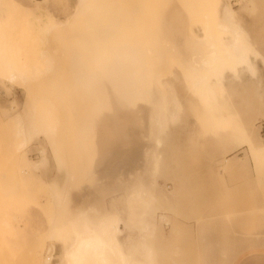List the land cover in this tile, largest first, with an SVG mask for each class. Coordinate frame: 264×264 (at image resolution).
<instances>
[{"label": "rangeland", "instance_id": "1", "mask_svg": "<svg viewBox=\"0 0 264 264\" xmlns=\"http://www.w3.org/2000/svg\"><path fill=\"white\" fill-rule=\"evenodd\" d=\"M35 3V0H0V247L6 246V248H10L11 253L24 255L28 249L33 248L39 253L38 247L43 244V256H51V263L57 264L61 244L69 243L72 233L70 232L71 228L66 226L68 227H65L66 232L69 231V233L66 235L64 232L63 239L51 237V229L55 223L61 221L62 224L67 225L69 219H74L75 229L77 227L79 229L84 218L94 221L103 213H115L120 219L118 220L119 229L116 236L122 249L127 253H133L136 247L137 252L135 250L133 254L137 257L136 259L139 258V249L136 246L139 231L134 226L125 224V216H127V209L123 200L125 191L122 190L119 181L117 182L115 178L119 173L114 176L115 181H112L113 178L110 177L111 179L108 178L107 180L109 184L106 182L102 186L106 188L105 192H100L101 189L98 187H87L81 190L79 184L77 182L75 184L76 175L78 176L79 173L77 171L79 170L78 165L74 161L71 165L68 160L66 161L68 152L65 145L71 140L62 141L63 138H67L65 126L72 117L74 123H70L71 125L74 124L73 131L76 139L79 131L80 137L85 133L82 131L84 125L81 124L80 120L79 122L77 120L79 116L76 113L74 101L70 103L67 99L70 78L64 73L68 69L66 67L70 65L71 58L68 57L70 49H77V46L81 45L82 39L84 44L88 40L98 43L97 40L111 39L119 40L117 43L125 50L124 52H128L132 45H136L138 48L141 45L142 55L141 60L138 59L140 60L138 63L128 67L129 69L126 68L127 70L124 69L126 72L130 71L128 78H126L128 84L126 83L125 86L127 93L131 94H129L131 99H127V102L124 101L125 103L122 102L126 106L128 104V108L126 107L128 111L123 106L124 104L119 106L121 110L116 106L114 111L117 117L112 115L110 119V123L118 125L117 128L122 125V129H126L122 131L119 128L120 134L126 132L122 135L130 138L132 127H134L132 130L135 133L144 127L146 129L148 125L146 111L150 109L156 111L159 107V110L161 109V100L157 98L159 93L156 91H163L168 98L164 100L165 106L162 105L163 108L165 107L164 116L161 114V117L165 118L164 129L158 130L159 136L163 140V144L159 148V152L162 153V164L155 180L158 184L156 191L165 190V194H162L157 201L162 208H165L166 211L163 210L168 216L169 222L168 224L162 222L160 237L165 240L167 236L172 243L168 244L174 245L173 257L175 258H172L173 261H170L168 257L158 258L162 251L158 255L156 252L158 247H156L153 249L158 255L156 264H196V258L199 259L201 252L205 251L204 248L208 254L207 264L215 262L219 264L224 258L222 256L223 251L227 252V258L230 259L228 264H232L242 252L255 248L264 249V157H252L253 159L250 157L249 164L239 165L238 169H235L236 171L224 172L220 167L222 157L228 159L233 156V158L238 159L245 156L246 146L239 145L238 139L233 138L236 134L234 129L237 125L243 124L245 119L251 118V115L253 118L250 120L252 123L254 122L257 132L264 139V132H260L259 126L264 120V116L258 111L259 109L253 101L254 98H250L251 95L245 93L242 89L243 85L240 84L237 85L240 89L237 91L236 98L232 100L231 105H228V111L232 113L235 119L232 124V131L229 130L228 126L221 128L210 122L207 115L206 117L205 114L200 113L202 111L197 102L191 100L195 91L185 81L184 75H188V68L183 60L185 58L183 50H185L186 53L193 56H191L192 58H196L195 60L202 61L207 56L210 43L202 42L200 44V39L215 35L221 40L218 55L220 54L222 58H215L208 68L201 67L199 74L211 71L209 76L212 80L215 77L212 71L220 68L224 70L222 73L224 83L232 76H237L240 82L259 78L262 79L264 88V0H191V2L190 0H47L42 2L43 7H39ZM225 3L234 10V17L219 11L220 6ZM79 5L80 10L79 8L76 9ZM81 6L83 11L86 10V14L81 11ZM81 13L88 17L82 16L81 18ZM175 15H178L176 18L180 20L179 23L183 27L182 33L184 32L182 40H177L178 42H176L172 27L175 22ZM84 18L87 20H83ZM171 20L173 21L171 22ZM62 24L64 28L60 27ZM55 25L59 29L47 35L46 29L52 31ZM161 25L167 29L160 27ZM159 31L161 32L159 33ZM171 34L173 35L171 36ZM167 36H170L171 39ZM79 37L82 39L79 40ZM140 40L142 44L139 42ZM198 40H200L199 44H195ZM186 44L188 45L186 46ZM48 55H52L54 58L52 69L44 74L38 73L44 67L46 59L49 60ZM195 55L199 57L197 58ZM142 61H145V64ZM93 66L96 67V62ZM141 66L142 69H140ZM147 66L153 74L151 77H154V74L155 76L158 75L157 83H151L145 90L138 91L140 88L142 90L144 85L143 76L148 75L146 74ZM13 70L18 72V76L14 81L15 83L12 82L10 85L7 75L9 71ZM53 77L54 82L51 80ZM136 80L138 85L140 84V88L135 83ZM66 84L68 85L67 88H65ZM133 84L137 89L134 88ZM129 87L131 88L129 89ZM148 91L150 95H148ZM152 91H155L154 94ZM137 92H142L144 97ZM139 95L142 96V99ZM33 96L38 98L37 101L34 99L37 105V113L50 109L51 104H48L45 98H49L58 110V122L55 125V127L57 126L56 135L58 137L50 132L33 134L23 151V155L30 161H36L42 155L48 158V164L46 163L45 166L36 169H30L28 165L20 164V160L16 163L13 162L10 154L14 148L13 141L15 142V113H22L23 118L28 121L29 102L32 101ZM151 96H155L157 102ZM135 99L137 102L134 103ZM129 100L132 102L129 103ZM189 100L191 104H189ZM156 105L158 106L156 107ZM178 106L180 107L176 109ZM73 107L75 108L73 109ZM122 108L126 111L123 110V112ZM170 109L172 111L175 109V114L178 115V118L174 120L175 122L166 120L170 115ZM116 110L119 112L118 114ZM67 111H71L69 113L72 117ZM130 112L132 113L130 114ZM259 112L260 115H258ZM119 114L123 115L121 117L125 120L118 118ZM247 114L250 116L246 118ZM113 116L116 120L113 119ZM140 117L142 118L140 120L142 121V128L136 126H140ZM120 119L126 123L124 124ZM119 120L123 124H120ZM145 122H147L146 125ZM154 123L150 129L151 132L155 131V135L146 133L150 136H146L147 139H152L153 136L157 135L158 126ZM78 125L81 126V130L80 128L78 130ZM129 127H131L129 129L130 134H128L127 129ZM133 131L131 137L135 136L136 139L138 134L139 137L144 135V133L135 135ZM53 146L59 148H57L58 151L65 159L61 165L53 156ZM81 150H85L83 151L84 154H81ZM86 150V148L81 149L79 147L77 151L79 155H85L87 159L92 157L97 165L101 164L103 157L107 156L106 152L90 154ZM84 161L82 160L83 165H81L82 167L85 166L82 168L85 172L89 165L86 161L90 163L91 160H86L85 163ZM92 163L94 162L92 161L89 166H93ZM113 164L117 168L122 165L121 161L118 160L107 169L115 168ZM104 165L106 164L104 163ZM71 166L73 170H76V173ZM147 166L148 164L139 170L140 174L142 171L147 174L142 172V175H137V179L142 182L145 181L146 184L153 180L150 178L149 171L144 170ZM60 168L61 171L59 172ZM88 172L89 169L85 173ZM72 173L74 174L72 175ZM72 179L75 180L74 183ZM53 180L58 181V184L52 188L53 190H50L48 186ZM117 185L119 186L117 187ZM82 191H85L83 193L86 194H83ZM90 208L96 210L95 216L89 213ZM81 210L88 214L81 216L79 214ZM181 211L183 215L179 214ZM148 216L152 217L149 218L150 221L155 220L153 214ZM176 221H178L177 225L175 224ZM179 226H182L183 229H180L181 232L177 237L176 232L179 230ZM158 230L159 225L157 232ZM168 244L165 245L167 248L163 247L162 249L160 248L161 244H159V249L168 250L171 248ZM52 245L54 246L53 251L50 249ZM156 245L158 246V243ZM176 246L177 248H175ZM177 250L178 252H176ZM183 252L184 255L186 254L185 256L182 254ZM195 255L198 256L195 257Z\"/></svg>", "mask_w": 264, "mask_h": 264}, {"label": "bare ground", "instance_id": "2", "mask_svg": "<svg viewBox=\"0 0 264 264\" xmlns=\"http://www.w3.org/2000/svg\"><path fill=\"white\" fill-rule=\"evenodd\" d=\"M43 1H47V0H35V2H36L35 4L38 5L39 7H43V5H42ZM190 2H191V0H190ZM190 5H191V3H190ZM79 7H80V5L76 9H78ZM219 9L218 10L221 13L223 11L228 16H231V17L235 16L234 10L226 3L222 4ZM79 10H80V8H79ZM81 11H83L82 6H81ZM85 11H83V12H85ZM179 11H178V15H179ZM210 12H209V14H210ZM85 14H86V12H85ZM178 15H175V17H174L175 22L173 23L174 25L172 26L173 27V34H175V36H176V42L181 41L183 38L182 34L184 35V32L182 33L183 27L179 23L180 20H178V18H176ZM82 16H83V13H81V18H82ZM83 17L87 18L88 16H83ZM86 18H84L83 20H87ZM181 18H182V16H181ZM189 18H190V16H189ZM79 19H80V16H79ZM79 19L77 21H79ZM77 21L75 19V22H77ZM172 21L173 20H171V22ZM168 22H169V20H168ZM168 22H166V23H168ZM56 26L57 25H55V28H53L52 31H50L49 29H46L47 35L55 32L57 29H59L58 26L57 27ZM61 26L63 27V24L60 25V27ZM84 27H86V26H84ZM89 27H87V28H89ZM160 27H163V26L161 25ZM172 27H170V28L172 29ZM163 28L167 29L165 27H163ZM67 30H68V28L66 29V31ZM164 31H166V30H164ZM154 32H157V31H154ZM154 32H151V33H154ZM160 32L161 31H159V33ZM99 33H100V31H99ZM170 33H172V32L170 31ZM170 33H168V34H170ZM173 34H171V36ZM100 35H101V33H100ZM151 35H153V34H151ZM100 37H102V36H100ZM105 38H107V37H105ZM78 39L80 40L82 38L79 37ZM170 39H171V37H170ZM84 40H86V39H84ZM200 40H201L200 44H202V42L203 43H205V42L210 43L209 48L207 49V53H206L207 56L202 61L201 60L200 61L195 60L196 58H192L193 57L192 55H191L192 56L191 57L189 55V53H186V51L183 50L184 51L183 53L185 55V58L183 60H184V63L186 64V66L188 68V71H187L188 75H184V78H185L187 85H189L195 91L194 92L195 95H193L191 97V100L192 101L195 100L197 102V105L200 107V110L202 111L200 113L205 114V116L207 115L208 117L207 116L206 117L209 119V121L217 124L218 127L222 128V127L228 126L229 130H231L233 127L232 124H233L235 119L232 116V113L230 111H228V105H231L232 100L234 98H236L237 91L240 89V87L237 85L241 84V85H243L242 89L245 91V93H248L249 96L251 95L250 98H252V97L254 98L253 101H254V103H256V106L258 107L257 108V109H259L258 111H260L262 113V115L264 116V88H263L262 79L258 78L255 80H248L246 82H242V81L240 82V81H238L239 79L237 78V76H232L228 79V81L226 83H224L223 79H222L223 78L222 73L224 70H221L220 68H216L215 70L212 71V73L214 72V74H215V77L212 80H210V76H209L211 71L203 73V74H199V69L201 67L208 68L211 65V62L215 58H222V56L220 54L218 55V51L220 49V42H221V40L219 38H217L214 35L210 38H201ZM200 40H198V42L196 41L195 44H197V43L199 44ZM82 42H83V39L81 41V45L77 46V49L76 48L70 49V54H68V57L71 58V61L69 62L70 65L66 67L68 69L64 73V75L66 74L67 77L70 78L69 79L70 80V86L68 87V85L66 84L67 86L65 87V88L68 87L67 88L68 89L67 99L69 100L70 103H73V101H74V103H75L74 105H75L76 111H77L76 113L79 116V117H77L78 119L76 117L75 118L78 120V122L80 120L81 124L84 125L83 126L79 123L81 126H83L82 128H84V129H82L81 126L78 125L79 126L78 130L80 128V130L82 129V131L85 133L82 134L80 137L79 135L81 133H80V131L78 132V130H77L78 133L77 132L76 133L78 134V136L76 139V137L74 135L75 132L73 131L74 130V128H73L74 124L71 125V123H70V122H73L72 121L73 117L69 113L71 111H67L68 114L70 115V117H72V119H70L65 126V136L67 138H63V140H62L63 142H67L69 139L71 140L70 143H68V144L65 143V144H67V145H65L66 146L65 149L67 148V152H68V157L66 158V161L68 160V163H70V165H71V163L73 164V161L78 165V167H79L78 168L79 170H77V171H79L78 176L76 175V179H75L76 181L73 180L74 178L72 180H73V183L75 181V184H76V182H77V184H79V188H81V190H84V188H87V187H89V188L90 187L91 188L92 187H94V188L98 187L99 189H101L100 192H105L106 188H104L102 186L107 182L108 178H110V177L113 178V179L110 178L112 181L116 178V181L117 182L119 181V185L122 187V190L125 191V192L123 191L125 193V198H123V200L125 202L126 209H127V213H126L127 216H125V218H126L125 224L132 226V227L134 226L135 228H137L136 230L139 231V233H138L139 238H138V241L136 244V246L139 249V252H138L139 258L136 259L137 257L134 256V254H133L135 250H136L135 252H137L136 247H135V250L133 251V253L132 252L127 253L124 251V249H122L121 244L119 243L117 236H116V233L119 229L118 220H120L119 218H117V214H115V213H113V214L103 213L100 216H98V218L96 217V219L94 221H92V219L89 220V219H85V218L83 220V218H82L83 221L79 220L82 222L80 224L79 229H78V227H77V229H75L74 219H69L67 221V225L62 224L61 221H59V222L55 223L54 226H52L51 237H55L56 239L61 240L62 236L64 235V232L67 231L66 228H68V227H66V226H69V228H71L70 232L72 233L70 242L67 244H65V243L61 244V251H60V254L58 255L59 262L57 261L58 262L57 264H156L157 263V257L159 254H161V251H162V254L159 255L158 258L164 259V257L165 258L168 257V258H170V261H171L172 258H175V257H173L174 245H172V246L169 245L171 242L168 240L167 236H166L165 240H163V237H160V232L162 231L161 230L162 229L161 228L162 222H164L166 224L169 223L168 219H167L168 216L164 212L165 208H162L161 204L160 205L158 204V201L161 198L160 196L162 194H165V192H164L165 190L163 191V190L159 189V190H161V192H157L156 189H157L158 184L156 182L157 180H155V179H157L156 176L160 172L161 164H162V153L159 152V148L162 146L163 140L159 136L160 133H158V130L161 131L162 129H164V123H165L164 119L165 118L163 119L161 117V114H162V116H164L163 112H164L165 107L163 108L162 105L165 106L164 100L168 99V98H166L167 96H165L163 91H159V92L156 91L157 93H159V95H158V97L156 96L157 94L155 96L159 100H161L162 105H161L160 110H159V108H160L159 107L158 109H156V111H152L151 109H150L151 111L148 110L149 112L146 111L147 112L146 115H148L147 120H148L149 126L147 125L148 127L146 126V129L144 126H143L144 128H142L141 127L142 121H140V120H142V118L140 117L141 118V119H139L140 126L136 125V124L135 125L138 127H141L142 129H140L138 132L135 133L132 130L134 127H132L130 125L132 127V129H131V127L127 128L128 134H130L129 129H131L130 138H127L128 136H126V135L125 136L122 135L126 132L120 134L121 131L119 132V130L122 129V127H121L122 125H120V127H119L120 129H119V128H117L118 125L116 126L112 122L110 123V119L112 118L111 117L112 115L117 117L115 115L116 112L114 111V108H117L116 106L119 107L122 104V102L126 101L127 99H131V98H129L130 93L129 94L127 93L126 86H125L126 83L128 84V79H126V78H128L127 76H129L128 74H130V71L128 70V72H126L125 70H127L126 68H128L130 66H134L136 63H138V61L141 60L140 59V57L142 56L141 50H140L141 45L139 48L136 47V45L135 46L132 45V46H130V48L128 47L129 48V50L127 49L128 52H124L125 50L123 48H121L119 43H117V42H119V40L118 41L111 40V39L97 40L98 43H94V42L88 40L87 43H85V44H84V42L83 43ZM95 42H96V40H95ZM139 42L141 43V40ZM163 42H165V41H163ZM143 44H144V42H143ZM125 45H126V42H125ZM180 45H181V42H180ZM187 45L188 44H186V46ZM146 48H147V46H146ZM177 48H178V46H177ZM147 49L149 50V48H147ZM193 55H194V53H193ZM48 57H49V60L46 59L45 65L43 67L44 69L42 68L40 71H38V73L44 74L45 72H49L50 69H52V67L54 65V63H53L54 58L52 55H48ZM138 59H140V60H138ZM94 61L96 62V67L93 66V64L95 63ZM144 62L145 61H142V63H144ZM139 63H141V62H139ZM140 69H142V66ZM132 70H135V69L132 68ZM144 70H146V69H144ZM150 70L148 67V69L146 71V74H148V75L143 76L144 79L142 82L144 83V85L142 84L143 85L142 90L139 86L140 84L138 85L137 80H136L135 83H137V85L139 86V87L138 86L137 87L140 88L138 91L145 90L147 88V86L151 83H155V84L157 83L158 75L155 76V74H154V77H151V75H153V74H151ZM132 73L134 74V72H132ZM135 73H137V72H135ZM143 74H145V73H143ZM17 76H18V72L14 71V70L11 72L9 71V73L7 75V80L10 83V85L12 82L15 81ZM28 78H30V77H28ZM25 79H27V78H25ZM51 80H52V82H54V77L51 78ZM129 82H131V81H129ZM133 86H135V85L133 84ZM190 87H188V88H190ZM127 88H128V86H127ZM130 88L131 87H129V89ZM134 88L137 89L136 86ZM155 89L157 90V88H155ZM148 90L150 91V88ZM154 92L155 91H152V94H154ZM137 93H140V92H137ZM167 93H169V92H167ZM132 95L134 96V94H132ZM141 95H139V96H141ZM148 95H150V92ZM142 96H141V99H142ZM155 96H151V98L156 101ZM153 97H155V98H153ZM34 99H35V101H37L38 98H36V96L35 97L33 96L32 101L30 100V102H29L30 109H29V113L27 115L28 121H27V119L25 120L23 118L22 113H20V112L15 113L16 114L15 120H14L15 126L13 125L15 127V129H14L15 142L13 141L14 148L12 150L14 153L13 152L10 153L11 159L13 162L16 163V162H19V160H20V164H26V165H28V167L30 169H36V168L45 166L46 163L48 162L47 161L48 158L44 155H42L41 158L36 160V161H30L29 158H26L23 155V151L27 147L29 140L32 137V135L38 134L40 132H44V133L50 132L55 137H58V135H56L57 134V126L55 127L56 122H58V110L52 104V101L49 98H45V101L48 104H51L50 109L48 111H41V112L37 113V105H36V102L34 101ZM138 99H139V97H138ZM130 101L131 100H129V103H130ZM135 102H137L136 99H135L134 103ZM176 104H178L177 101H176ZM189 104H191V101ZM86 105H87V108H85ZM133 105H135V104H133ZM123 106L125 108L126 107L128 108V104H127V106L125 104ZM157 106L158 105H156V107ZM75 107H73V109ZM179 107L180 106L176 107V109H178ZM127 108H126V110H127ZM118 109L121 110V107H119ZM171 109H172V107H171ZM123 110H124V108H122V111ZM126 110H124V111H126ZM158 110L161 113L159 112V114H158ZM166 111H167V108H166ZM175 111H176L175 109H174V111H172V113H170L168 111L170 115H169L168 119H166V120L174 121L175 119H177L178 115L175 114ZM197 111H198V109H197ZM260 112L258 113V115L261 114ZM72 113H73V110H72ZM118 113L119 112L117 111V114ZM131 113L132 112H130V114ZM37 114H38V116H37ZM114 116H113V119L116 120L114 118ZM121 116L123 117V115H120V116H118V118H122ZM248 116H250V115L247 114L246 118ZM131 117H133V116H131ZM131 117H129V118H131ZM39 118L43 119L44 121L39 119ZM75 118H74V120H75ZM251 118H253L252 115H251ZM251 118H249L248 120L245 119V122L243 124L237 125L234 129V131H235L234 133H236V134L233 136V138L238 139L239 143L238 142L237 143L239 145L246 146L245 156L238 158V159L233 158V156H231L228 159H227V157H222V164L220 166V167H222V171L228 172L231 170L238 169L239 165H248L249 164L248 160L250 159V157L251 158L252 157L257 158L260 156L264 157L263 156L264 155V139L257 132L258 131L257 127L254 124V122L252 123V121L250 120ZM122 119H124V118H122ZM122 119H120V120L122 121ZM77 120H76V122H77ZM127 120H128V118H127ZM134 120L136 121V119H134ZM134 120H131V121L134 122ZM137 120H138V118H137ZM145 120H146V118H145ZM121 121L119 123L123 124L124 122L122 121L123 123H121ZM154 122L158 126L156 129L157 135L156 136L152 135L153 136V138L151 137L152 139H150V138L147 139L146 136H149L147 134H150V133L154 134L155 133V131L151 132V129H150V126H151V128L154 126L152 124ZM114 123H117V122H114ZM125 123H126V121H125ZM146 123L147 122H145V125H146ZM172 123L173 122H171V124ZM76 125L77 124L75 123V126ZM136 126H135V128H136ZM166 126H167V124H166ZM124 127L126 128V126H124ZM169 129L171 130L170 125H169ZM85 130H87V131H85ZM123 130H126V129L123 128L122 131ZM132 131H133V133H135V135L137 133H141V134L144 133V135L139 137L140 135L138 134L137 139H136L135 136L131 137ZM44 133H43V135H44ZM234 133H232V134H234ZM45 136L47 137V135H45ZM144 138H146V139H144ZM53 141L55 142V140H53ZM56 141H59V140L56 139ZM50 143H51V141H50ZM80 144H82V145H80ZM165 145H167V143H165ZM79 147L81 149L86 148L87 149L86 152L88 151L90 154L91 153L94 154V153H99V152H106L107 156L103 157L101 164L97 165V163L93 160L92 157H90V159H87V157H85V155H79L78 151H77L79 149ZM57 148H56V146L55 147L53 146V156L55 157V160L57 161V163L61 165L64 163L65 159L61 156L60 152L58 151L59 148L58 149ZM83 151H85V150H83ZM83 151L81 150V154H84ZM65 156H66V154H65ZM81 159L83 161L84 160L85 161L91 160L90 163L92 161L94 162V163H92L93 166H89L91 164L89 163V161H86L89 164V165L87 164L89 166V168L87 166V169H86V171H88V169H89L88 173H85L86 171L84 172V170L82 169L85 166L82 167L83 162ZM261 159H263V158H261ZM118 160L121 161V163H122V165L119 166V168H117L116 165L113 164V166L115 165V168L112 167L111 169H107L109 166L112 165L113 162H116V161L118 162ZM85 161H84V163H85ZM104 163L106 165H104ZM146 164H148V166H147V168H144V170H146L147 172L149 171L148 173L150 174V178H153V180H150L148 182V184L144 183L145 181L142 182L141 180L137 179V175H142V172L145 173L144 171H142L143 170L142 169L141 170L142 172L140 174L139 170ZM259 164H261V163H259ZM105 169H107V170L105 171ZM72 170H73V167H72ZM60 171H61V168H60L59 172ZM73 171H75L74 173H76V170H73ZM74 173H72V175ZM118 173H119V175L114 178V176ZM145 174H147V173H145ZM67 175H69V173H67ZM73 183H72V187L74 186ZM57 184H58V181L53 180L50 183V186H48V187H50V190H51ZM119 185H117V187ZM85 191H86V189H85ZM85 191H82V193ZM107 191H108V188H107ZM54 192H55V190H54ZM83 194H86V193H83ZM56 195H57V191H56ZM80 195H81V193H80ZM95 212H96L95 209H91V208L89 209V213L94 214ZM157 213H160V214L157 215ZM79 214L82 216V215H86L88 213L84 210H81L79 212ZM96 214H98V213H96ZM151 214H153V218L155 219L153 221H150L149 218H152V217L148 216ZM179 214L183 215L182 211ZM94 216H95V214H94ZM176 223H178V221H176L175 224ZM171 224H172V222H171ZM158 225H159V230L157 232ZM171 226H173V225H171ZM178 229L179 230L176 232L177 237H178V234L181 232L180 229H183V228H182V226L181 227L179 226ZM67 233H69V231L66 232V235H68ZM180 235H182V234H180ZM131 240H132V237H131ZM156 243H158V246L156 245ZM159 244H161L160 245L161 249L163 247H165V245H167V244L171 248L168 247L169 249L168 250L166 249L167 251L166 250L164 251V249L160 250ZM53 247L54 246L52 245L50 248L52 251H53ZM125 247H126V245H125ZM156 247H158L157 248L158 251L160 250V253L158 251L154 250L158 253V255L153 251V249H156ZM38 248H39V253L36 252L35 248H33L30 250L28 249L26 254L21 255V254H13V253H11L12 251L10 250V248H6V246L5 247L1 246L0 247V264H53L50 261L51 256H49V255H47L45 257L43 256V251H44L43 250V244L41 246H39ZM165 248H167V247H165ZM175 248H177V246ZM8 249L10 250V252ZM128 249H127V251H128ZM188 249H190V248H188ZM204 250L206 251L205 248H204ZM163 251H164V253H163ZM205 251L201 252L199 259L196 258L197 262L194 261L196 264H207L208 254ZM176 252H178V250ZM182 254L184 255V252ZM197 256L198 255H195V257H197ZM222 256H224V258L221 260V262H219V264H228L230 259L227 258V252L223 251ZM15 258L21 259V260L17 261ZM194 260H195V258H194ZM170 263H173V262H170ZM216 263L218 264V262H215L213 264H216Z\"/></svg>", "mask_w": 264, "mask_h": 264}, {"label": "crops", "instance_id": "3", "mask_svg": "<svg viewBox=\"0 0 264 264\" xmlns=\"http://www.w3.org/2000/svg\"><path fill=\"white\" fill-rule=\"evenodd\" d=\"M232 264H264V249L255 248L242 252Z\"/></svg>", "mask_w": 264, "mask_h": 264}, {"label": "built area", "instance_id": "4", "mask_svg": "<svg viewBox=\"0 0 264 264\" xmlns=\"http://www.w3.org/2000/svg\"><path fill=\"white\" fill-rule=\"evenodd\" d=\"M259 126H260V132H264V120L259 124Z\"/></svg>", "mask_w": 264, "mask_h": 264}]
</instances>
